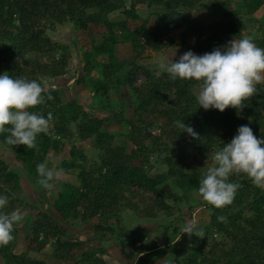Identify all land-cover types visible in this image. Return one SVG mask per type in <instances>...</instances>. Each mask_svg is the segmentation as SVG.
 Listing matches in <instances>:
<instances>
[{"label": "trees", "instance_id": "obj_1", "mask_svg": "<svg viewBox=\"0 0 264 264\" xmlns=\"http://www.w3.org/2000/svg\"><path fill=\"white\" fill-rule=\"evenodd\" d=\"M209 1L0 0V73L39 83V78L65 75L71 60L69 47L53 41L47 31L73 24L79 30L99 35L92 42L93 51L85 55L86 74L94 69L100 73L98 79L91 80L94 92L106 102L112 87H125L133 102L128 117L114 107L107 108V113L124 118L129 129L128 134L117 136L109 133L105 119L88 114L77 101L64 103L58 91L43 90L45 98L50 95L52 99L32 111L45 116L50 112L52 120L48 131L38 135L36 146L8 145V133H0V146L14 153L39 187L36 166L45 162L50 153L59 156L67 152L68 158L61 161L59 169L66 175H76L78 181L62 183L51 210L46 211L21 199L22 177L0 160V194L9 198L4 211H28L24 221L29 227L25 238L28 251L39 254L51 246L52 258L59 264H106L104 255L110 243L123 246L132 235L126 230L124 213L136 221L156 219L161 214L172 218L179 211L167 201L168 197L193 207L191 202L205 171L188 172L172 155H167L163 160L167 172L152 177L146 167H150L153 154L170 151L179 142H188L199 155L208 149L216 151L232 139L241 125H249L254 135L264 137V87L260 83L238 108L205 111L195 98L199 82L171 80L165 72L158 76L138 63L151 56L146 55L147 51L157 53L185 45L189 36L194 42L188 50L198 55L211 52L233 37H241V11L252 22L251 17L264 7V0H240L239 9L225 0L227 10L218 19L191 23L189 13ZM140 7H147L158 23L150 27V21L140 16ZM115 13H121L123 19L112 20ZM184 28L179 39L173 37ZM261 28L263 37L257 45L264 48V27ZM120 44L128 45L132 51L134 61L128 69L115 54ZM102 56L105 60H98ZM140 72L145 81L138 86L135 77ZM178 121L191 126L198 138L182 132L184 129L176 125ZM74 138L91 143L98 160L89 163L85 150L75 145ZM230 180L240 185L233 202L215 208L201 198L199 205L209 210V221L197 225L196 235H187L189 253L175 257L173 264H264V188L254 186L244 174ZM170 184L181 190L182 197L175 198ZM150 193L152 196H148ZM219 216L226 220H218ZM70 221L91 225L100 248L76 257L86 243L70 238L63 225ZM18 227L16 223L11 241L0 244L3 264H47L27 252L16 253ZM165 227L173 228L170 223ZM179 229H173V238ZM133 248L140 253L136 264H151V258L142 255L148 247Z\"/></svg>", "mask_w": 264, "mask_h": 264}, {"label": "rangeland", "instance_id": "obj_2", "mask_svg": "<svg viewBox=\"0 0 264 264\" xmlns=\"http://www.w3.org/2000/svg\"><path fill=\"white\" fill-rule=\"evenodd\" d=\"M233 8H240V0H229ZM225 0H211L204 3L200 9L190 12V22L209 23L214 19H218L222 13L227 10L226 5L223 4ZM140 16L143 20L150 21V27L158 23L157 17L152 14L147 7H140ZM239 22L242 29V35L240 38L249 37L257 45L263 37L264 27V7L259 10L249 21V17L244 15L243 11L238 14ZM121 13H115L111 15L112 20L123 19ZM139 23V22H138ZM134 28V27H133ZM261 29V30H260ZM186 31V28L181 31L175 32L173 37L179 39L181 32ZM47 35L55 42L66 45L69 47L71 53V60L67 69V73L58 78H39L42 89L56 90L59 92L64 103L75 100L77 101L85 111L97 118L105 119L108 123V131L111 134L126 135L129 133V129L125 125V119H119L114 114L107 112L109 107H114L116 111H120L125 114L126 117L131 115L132 112V100L128 93V89L125 87L117 88L112 87L110 89L108 100L105 102L102 95H98L94 92L95 85L91 81L92 79H98L100 73L98 69H94L91 74H86V60L85 55L87 52H92V42L98 38V32H90L79 30L74 27L73 24H66L62 26H56L55 29H48ZM194 38L189 36L185 45H179L178 47L167 49L161 52L147 51L146 55H151L147 59H141L138 61L140 65L145 66L149 70L154 71L158 76L164 72L158 68L160 60L166 59H179V56L188 50V47L192 46ZM258 46V45H257ZM176 52V54H175ZM115 54L118 61L126 66L132 63L133 55L128 45L120 44L115 49ZM175 55V56H174ZM105 60V58H99L98 60ZM129 66L127 67V69ZM137 85H141L145 81L143 72H140L135 77ZM264 87V81L260 82ZM199 88L195 89L197 95ZM73 142L76 146L83 148L86 152L89 163L98 160L95 149L91 143H85L81 140L74 138ZM69 144L67 150H69ZM215 150H205L199 155L191 144L188 142H179L172 147L170 151L162 152V154H153L150 157V167H146L150 176L155 177L162 173L167 172V166L163 160L167 155H172L177 161H179L188 172H203L206 171L208 166H211L212 156ZM68 158L67 152L59 156H55L54 153H50L46 162L50 168L59 169L61 161ZM0 160L8 166L10 170L17 172L22 177L23 194L21 199L27 203L35 204L42 207L44 210H51L54 203V198L60 191L62 183L78 184L76 175H61L55 179L51 189L43 190L36 183H34L32 177L27 173L24 166L16 159L14 153L2 148L0 146ZM169 187L175 191V198L182 197V192L175 185L171 184ZM152 196V194H148ZM174 197H168L167 201L173 205L176 213L172 218L159 215L156 219H139L136 221L131 214L124 213L123 220L126 223V230L131 231L130 239L126 238L123 246H117L115 242L110 243L107 253L104 255L106 264H136L137 257H139L138 251L133 247H141L142 245L148 247L147 252L142 255L151 258V264H173L174 258L177 256L185 257L189 253V246L187 245V235L179 230V233L173 238V229L175 227L181 228L185 222H195L196 225H202L209 221V210L200 206V196L195 193L194 199L191 204L193 207L190 209L188 203L180 204L178 201L173 202ZM180 207V210L177 208ZM21 216V220L18 222V238L16 245V253H28L31 258L42 260L47 264H59L52 258V247L48 246L41 253H31L27 250L25 245V238L29 234V227L25 226L24 221L28 219V211L18 212ZM184 218V220H182ZM33 219V218H32ZM31 219V220H32ZM68 230L70 238L78 241H83L86 246L76 253V257H80L82 253L93 251L100 248L99 242L94 241L95 235L91 228V225L81 223L80 221L63 222ZM172 224V229L165 227V224ZM134 244V246H133ZM152 255V257H150ZM131 256V257H130ZM135 258V259H134ZM0 264H3L0 257Z\"/></svg>", "mask_w": 264, "mask_h": 264}, {"label": "clouds", "instance_id": "obj_3", "mask_svg": "<svg viewBox=\"0 0 264 264\" xmlns=\"http://www.w3.org/2000/svg\"><path fill=\"white\" fill-rule=\"evenodd\" d=\"M238 37L202 55L188 50L177 60L162 58L158 68L171 80L199 82L195 97L199 108L220 112L229 107L238 108L256 92V85L264 81V48L258 47L249 37ZM42 92L37 80L0 73V133H8L5 137L8 145L35 147L38 135L48 131L52 114L49 112L45 116L32 111L46 99H52L50 95L45 98ZM176 125L192 138H198L193 128L183 121ZM36 171L37 183L44 189H51L52 182L63 170H54L45 161L37 164ZM239 174L246 175L254 186L264 188V137L254 135L249 125L239 126L232 139L215 151L211 166L199 180L197 193L215 208L230 205L240 187L230 177ZM8 204L9 198L0 194V244L13 239L14 225L21 220L17 211H4ZM217 219L224 221L226 217ZM179 230L196 235L198 228L195 222H185Z\"/></svg>", "mask_w": 264, "mask_h": 264}]
</instances>
